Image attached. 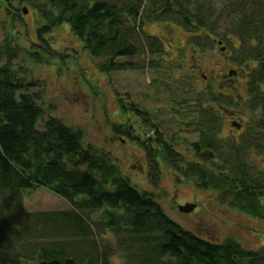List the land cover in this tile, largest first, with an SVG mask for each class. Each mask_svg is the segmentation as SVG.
<instances>
[{"label": "trees", "instance_id": "obj_1", "mask_svg": "<svg viewBox=\"0 0 264 264\" xmlns=\"http://www.w3.org/2000/svg\"><path fill=\"white\" fill-rule=\"evenodd\" d=\"M26 1L43 19L36 42L22 47L8 34L0 44V264L66 258L114 264L118 252L123 264H264V246L251 250L186 228L168 215L155 190L132 184L113 153L87 141L83 128L45 118L42 89L31 91L41 81L27 80L28 68L15 64L26 55L48 62L45 54H56L48 34L64 24L91 56L103 58L107 73L162 70L165 41L145 30L149 22L180 25L200 53L223 40L233 69L246 78L245 99L209 84L169 101L165 130L137 105H123L151 123V137L138 136L132 123L110 124L142 145L154 188H161L164 164L177 182L189 181L223 205L264 220V168L256 158L264 156V0ZM0 5L11 10V0ZM153 78L151 87L164 81ZM232 107L247 117L244 124L233 122L239 134L225 132ZM38 187L66 198L71 208L26 212L24 193Z\"/></svg>", "mask_w": 264, "mask_h": 264}, {"label": "rangeland", "instance_id": "obj_2", "mask_svg": "<svg viewBox=\"0 0 264 264\" xmlns=\"http://www.w3.org/2000/svg\"><path fill=\"white\" fill-rule=\"evenodd\" d=\"M11 5L10 11L0 5V44L10 34L14 35L15 45L31 46L36 42L37 27L42 25L43 19L37 7L29 1L11 0ZM25 7L28 8L27 13L23 12ZM145 30L163 37L165 41L167 52L164 58L167 61H162L163 68L156 74L148 70L102 71L100 64L103 58L91 56L67 24L54 28L48 34L56 52L45 54L48 62H38L26 55V61L19 56L15 64L28 68L27 80L35 78L41 81V85L31 91L42 89L44 101L39 103L46 110L45 118L51 114L68 125L83 128L87 141L96 148L113 153L122 173L134 186L139 190L157 192V200L171 218L205 237L218 236L221 241L232 238L248 249L262 248L264 220L223 205L215 193L199 189L189 181L177 182L170 168L164 164L161 165V188H154L147 174V158L142 145L128 134L114 133L111 122L132 123L136 134L143 139L153 135L151 123H143L137 110H126L123 105L127 103L149 113L153 125L160 123V129L165 130L171 126L169 121L172 118L171 112L166 111L168 103L180 92L189 93L195 87L205 89L214 84L225 93L240 94L243 99L247 96L246 78L242 72H230L236 67L230 62V55L227 57L228 53L221 51L219 45L200 53L199 46V50H194L189 44L188 34L180 25L167 21L149 22ZM159 76L164 81L151 87L153 77ZM226 114L224 128L229 133L241 129L233 125L234 121L244 124L247 119L246 116L241 117L234 107L226 110ZM87 141L86 144L89 143ZM256 158L264 168V156ZM24 202L27 212L65 210L72 206L67 199L46 187L27 190ZM188 202L197 203L194 211L180 212L178 206ZM118 256H121L119 252L113 259L114 264H123Z\"/></svg>", "mask_w": 264, "mask_h": 264}, {"label": "water", "instance_id": "obj_3", "mask_svg": "<svg viewBox=\"0 0 264 264\" xmlns=\"http://www.w3.org/2000/svg\"><path fill=\"white\" fill-rule=\"evenodd\" d=\"M23 12L24 13H27L28 12V8L25 7L23 9ZM219 44H222L223 41H219L218 42ZM222 51H225L226 50V46H223L221 48ZM232 74H236L237 71H235L234 69H232L230 71ZM235 124V123H234ZM197 207V203L195 202H188L186 204H183V205H179L178 206V209L180 212L182 213H191L194 211V209ZM37 264H76V261L73 259V258H66L64 260H60V259H52V260H43V261H40L38 262Z\"/></svg>", "mask_w": 264, "mask_h": 264}, {"label": "bare ground", "instance_id": "obj_4", "mask_svg": "<svg viewBox=\"0 0 264 264\" xmlns=\"http://www.w3.org/2000/svg\"><path fill=\"white\" fill-rule=\"evenodd\" d=\"M162 38H163V37H162ZM219 41H223V40H221V39H215L214 44H215V45H219L220 49H221L223 46H226V50L223 51V52L228 53L227 57H229V55L231 54V50L228 49V46H227V44L224 43V41H223L222 44H219V43H218ZM221 51H222V50H221ZM65 199H66V198H65ZM24 206H25V202H24ZM178 210H179V209H178ZM25 211H26V210H25ZM26 212H27V211H26Z\"/></svg>", "mask_w": 264, "mask_h": 264}]
</instances>
